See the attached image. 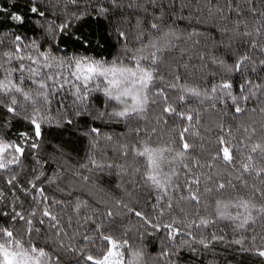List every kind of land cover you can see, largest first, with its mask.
Returning <instances> with one entry per match:
<instances>
[{"label": "snow or ice", "instance_id": "snow-or-ice-1", "mask_svg": "<svg viewBox=\"0 0 264 264\" xmlns=\"http://www.w3.org/2000/svg\"><path fill=\"white\" fill-rule=\"evenodd\" d=\"M58 2H0V181L8 189L6 192L0 187V218L6 220L0 224V264H63L64 253L78 257L76 264H139L142 249L133 250L128 238H119L120 235L127 237L129 231L118 219L121 208L141 221L144 232L140 238L148 231L164 233L169 242L186 236L191 243L188 240L182 243L189 247L199 243L207 248L211 241H223L222 235L213 233L210 241L200 234L215 225L217 219L238 221L236 228L239 229L256 224L253 209L264 219V205L257 208L245 199L231 204L216 200L215 218L201 216L199 211L202 195L222 194L239 186L229 178L227 169L239 167L241 177L254 172L257 178L264 179V139L251 143L258 130L264 137V125L258 129L254 125L236 124L235 133L241 134L237 139L233 127L225 123L242 115L264 114V0H216L215 4L204 0L203 6L197 0V16L206 12L223 22L220 44L213 42L211 46L198 47L196 59L201 68L211 69L210 73L190 70L191 58L186 50H181L180 44L189 40L199 46V40H192L199 34L185 35L178 31L173 19L176 0L166 3L146 0V4L145 0H129L124 7H134L146 14L144 19L136 21L135 32L128 17L120 13L121 19L114 21L110 14L111 9L120 12L123 0H108L107 5L99 0L93 5L91 0H86L80 11L63 21L49 18ZM71 3L79 7V0ZM149 8L155 12L148 14ZM175 18L183 19L182 16ZM87 20H106L108 24L97 37L94 32L83 31L79 22ZM170 20H173L171 24ZM25 26L31 27V36L16 31ZM5 27L12 31L5 34ZM237 38L246 50L237 52L234 62L228 64L214 49L220 46L231 49ZM117 45L119 51L112 59L106 58L102 51L97 52ZM173 51H181V57L169 63L167 54ZM198 72L201 81L209 74L212 77L204 87L188 83ZM237 74L242 78L238 85L235 84ZM94 93L103 97L100 109H94L89 102ZM68 97L73 100L71 111L64 103ZM193 100L201 105L199 109L190 107ZM206 101L221 116L218 130L206 129L201 123L200 113L207 111L203 107ZM150 108L160 109L154 123L147 119ZM77 117L125 124L126 142L120 145V154L132 156L137 163L130 172L120 166L121 172L128 176L129 187L142 185L149 198L154 194L155 199L147 214L116 201L114 208L97 204L91 215L84 216L81 214L84 205L76 203L72 211L85 223L92 224L82 236L86 247L79 249L74 243L77 232L68 231L73 227L74 217L61 215L69 202L50 197L44 187L57 184L61 177L41 171L46 163L41 155L45 151L46 128L72 129ZM202 130L205 134L214 133L215 137L214 150L207 157L197 155L208 151ZM78 131L89 138L92 149L101 138L113 139L96 126ZM249 145L250 152L256 155L249 154L241 160ZM27 156L35 161V167L30 170L24 167ZM254 160L261 166L253 164ZM218 163L225 169L222 181L218 179L220 173L214 176L210 172L205 176L198 171L214 170ZM92 165L96 170L104 167L94 158ZM22 176L29 178L22 182ZM241 177L237 180L246 186ZM80 178L89 181L88 176ZM202 181L206 182L203 193L200 192ZM256 191L264 200V189ZM17 192L31 197V207L27 210L23 209ZM181 201L194 202L197 206L192 220L186 224L188 213L181 207ZM229 207L243 208L246 215L243 218L240 213L232 215L227 211ZM177 211L183 214L182 219L174 214ZM152 213H156L154 218H150ZM75 222L82 226L80 220ZM18 223L25 226L22 233L15 227ZM193 228L198 230L197 234ZM45 232L50 235L41 246L36 238H43ZM231 243L264 260V243L257 245L255 235L247 244L243 236ZM87 246L102 254L94 255ZM168 247L174 246L169 243ZM125 251L130 254L129 259L125 258ZM176 254L165 250L161 255L167 260ZM169 264H172L170 260Z\"/></svg>", "mask_w": 264, "mask_h": 264}, {"label": "trees", "instance_id": "trees-1", "mask_svg": "<svg viewBox=\"0 0 264 264\" xmlns=\"http://www.w3.org/2000/svg\"><path fill=\"white\" fill-rule=\"evenodd\" d=\"M3 2V0H0ZM86 0H79V7L71 3V0H59L58 6L53 9V12L49 14V18L52 20L63 21L71 17L74 12L80 11ZM100 3L107 5L108 0H99ZM135 2V0H134ZM161 2L166 3L167 0H161ZM213 4L216 3V0H211ZM91 3L94 5L96 0H91ZM129 0H123L120 12H117L116 9H111L110 14L114 16V21H119L121 19L120 13L124 17H128L133 25V32H135L136 21L138 19H144L145 13L136 8H127L124 5H127ZM146 4V0H145ZM187 4L188 7H184ZM201 6L204 4V0H200ZM176 9L174 14V23L180 33L187 35L188 33H198L199 36H193L192 40H199V46L194 45L192 41L185 40L184 43L180 44L181 50H186L187 55L191 58L190 60V70L199 69L200 72H211V69L201 68L196 55L198 52V47H202L205 44L211 46L213 42L220 44L221 29L223 27V22L220 21L215 15H209L206 12H201L198 16L196 15L197 11V0H176L174 5ZM91 11V8H89ZM155 12V9L149 8L148 14ZM183 17V19H176L175 17ZM235 19V17H232ZM250 19V18H249ZM173 20H170L171 24ZM79 24L83 25V31L86 33H95L96 36L103 34L104 28L107 27L108 22L105 21H95L87 20L81 21ZM103 25V27H102ZM8 31L12 29H7L5 27L4 33L7 34ZM16 31L21 33H26L29 36L32 35V29L29 26H25L23 29H16ZM113 43H115L113 41ZM227 43V41H225ZM246 49L241 46L239 38L232 42L231 49L224 48L220 46L215 48L214 51L216 54L224 59H226L228 64L234 62V58L237 52H243ZM103 52V55L112 59L116 56L119 51V45L116 47L108 46L103 50L98 49L97 52ZM169 63L173 59H178L181 57V51H173L170 54H167ZM212 77L209 74L203 81L199 79V72L195 77H191L188 80L189 85L199 83L201 87H204L208 81H211ZM242 83V78L239 74L236 75L235 84ZM176 97L173 96V100ZM94 109H100L103 102V97L99 93H94L90 101ZM64 103L68 105L69 111L73 110V100L71 97H68L64 100ZM190 107L199 109L201 105L195 100L191 103ZM203 107L207 108V111H201L200 119L204 128L218 130V126L221 123V116L219 113L211 108V105L206 101ZM219 107V105L217 106ZM249 108L253 107V103L250 102L248 105ZM159 108H150L149 112L146 114L147 119L154 123L156 115L159 113ZM226 125H231L235 133V125L243 123L245 126L254 125L258 129L261 125H264V114L257 112L255 116L249 114L248 116H240L239 118L233 121H225ZM75 127L69 130L57 128L55 126L46 128V140H45V151L41 153L42 156L46 158V163L43 165L41 171L49 176L59 175L61 178L57 181V184H45L46 194L50 197H55L58 200L68 201L69 203L65 205L66 212L61 213L63 216L72 215L74 217L73 227L69 228L68 231L71 233L73 231L77 232L75 236L74 243L77 248L86 247L82 241V236L85 232L92 228L91 222L85 223L80 216H77L76 213L72 211V206L76 203H81L84 205L81 208V214L84 216L91 215V210L94 209V206L99 204L101 207H113L115 206L116 201H122L125 204H128L129 207L134 208L136 211L143 210L146 214L151 212L152 205L155 203L154 194L152 198H149V193L141 185L135 188L128 186V176L121 172L120 166H123L125 172H130L134 168L137 161L134 160L132 156L123 157L120 154V145L125 143V134L126 126L123 123H104L102 121L96 120L93 121L87 117H77L74 118ZM91 126H96L100 128L101 132L105 136H112V140L108 141L107 139L101 138L98 142V145L95 149L90 147L89 138L82 135L78 129H88ZM202 134L205 135L204 145L208 151L199 152L197 155L207 157L210 152L214 150L215 137L214 133L205 134L202 130ZM236 138L240 139L241 134L235 133ZM167 139V135L165 136ZM264 137H261L259 130L257 135L252 140V144L260 142ZM115 144V145H112ZM199 147V145H198ZM249 150L244 151L241 160H245L247 155L251 154L255 156L256 154L250 152ZM243 151V147H242ZM103 165L102 170H96L93 168L92 159ZM134 160V162L132 161ZM207 162L202 160V163ZM113 165V167H107V165ZM253 164L257 167L261 166L258 160H254ZM24 167L27 170L35 167V161L31 156H27L24 159ZM167 171L168 168L166 167ZM202 172L205 176L209 175L210 172L212 175L216 176L217 173H220L218 179L223 180L224 176L222 175L225 172V169L217 164L216 169L209 170L207 168L198 170ZM227 173L230 174L229 178L233 180L234 183H237L239 186L235 189L229 188L227 191L220 193L204 194L201 196V204L199 206L200 215L204 217L215 218L216 217V200H221L226 204L236 203L239 199L249 200L251 203L256 204L257 208L264 205V200L259 198L257 189H264V179L257 178L253 173L244 174L241 177V169L239 167L234 169H227ZM77 173L79 175H77ZM88 176L89 181L84 182L80 177ZM237 177H241L245 184H240ZM28 176H22V182H24ZM205 181H202L200 192H204ZM210 186V185H209ZM0 187L4 188L7 192L8 189L0 181ZM17 195L20 196L23 201V209L27 210L31 207V197H25L22 193L17 192ZM9 199L12 197L9 195ZM147 201V202H146ZM181 207L185 209L188 213V221H185V224L190 222L193 218L197 206L194 202H180ZM232 215L237 213L241 214V218L246 215L243 208H234L229 207L227 209ZM181 219L183 214L178 211L174 213ZM156 213H152L150 218H154ZM252 216L256 219V224L252 226L246 225L244 229L236 228V223L227 219H217L215 225L209 226L206 229L202 230L203 236L207 237L211 241V234L217 236H223V241H211L207 248L203 247L199 243L192 244V247L184 245L183 240H188L191 243L190 238L177 237L176 241L169 242L164 233L148 231L140 238V233L144 232V229L141 228V221L134 215L128 213L125 209H119L118 219L121 223L129 229L127 237L120 235V239L128 238L129 245L133 250L143 251V257L139 264H169V260L172 264H264V260H261L258 256L251 255L245 251H242L241 248L231 243L234 239H238L241 236L245 238V243L247 244L253 235L256 236V244L260 245L264 243V219L257 216L256 210H252ZM76 220H80L79 226L76 224ZM5 218H0V224L5 223ZM39 226V225H37ZM183 227V225H180ZM17 231L23 232L24 225L17 224L15 225ZM194 234L198 233L197 229H192ZM50 234L43 233V238L37 237L36 239L44 246L45 242L48 240ZM94 236L95 233H92ZM50 243V241H49ZM171 243L174 247L169 248L168 245ZM179 245V247H175ZM89 250L93 252L94 255H101L100 251H97L96 248L92 246H87ZM195 248V251L192 248ZM175 251L177 254L172 255L167 260L162 257L163 251ZM78 257L74 256L71 253L63 254V264H76ZM125 258L129 259L130 254L125 251Z\"/></svg>", "mask_w": 264, "mask_h": 264}, {"label": "rangeland", "instance_id": "rangeland-1", "mask_svg": "<svg viewBox=\"0 0 264 264\" xmlns=\"http://www.w3.org/2000/svg\"><path fill=\"white\" fill-rule=\"evenodd\" d=\"M112 145H115V144H112ZM134 162V160H132ZM139 248V247H138ZM138 248H136L138 250Z\"/></svg>", "mask_w": 264, "mask_h": 264}]
</instances>
